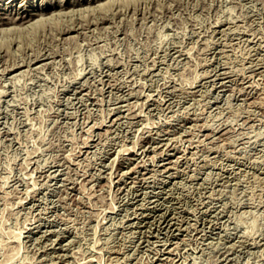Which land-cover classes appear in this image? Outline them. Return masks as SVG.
<instances>
[{
  "label": "rangeland",
  "instance_id": "rangeland-1",
  "mask_svg": "<svg viewBox=\"0 0 264 264\" xmlns=\"http://www.w3.org/2000/svg\"><path fill=\"white\" fill-rule=\"evenodd\" d=\"M70 1L0 0V264H264V0Z\"/></svg>",
  "mask_w": 264,
  "mask_h": 264
},
{
  "label": "bare ground",
  "instance_id": "bare-ground-1",
  "mask_svg": "<svg viewBox=\"0 0 264 264\" xmlns=\"http://www.w3.org/2000/svg\"><path fill=\"white\" fill-rule=\"evenodd\" d=\"M12 1H13V0H12ZM15 1H16V0H15ZM61 1H62V0H61ZM67 1H68V0H67ZM69 1H70V0H69ZM85 1H86V0H85ZM70 2H71V1H70ZM89 2H90V1H89ZM93 2H94V1H93ZM21 3H22V2H19L20 5H21ZM23 3H24V1H23ZM51 3H52V2H51ZM68 3H69V2H68ZM72 3H74V2H72ZM75 3H77V2H75ZM75 3H74V4H75ZM16 4H17V3H16ZM59 4H61V3H59ZM59 4H57V5L59 6ZM77 4H78V3H77ZM88 4H90V3H88ZM92 4H94V3H92ZM98 4H99V3H98ZM22 5H23V4H22ZM40 5H41V4H40ZM50 5H52V4H50ZM61 5H63V4H61ZM61 5H60V7H61ZM66 5H67V4H66ZM69 5H71V4H69ZM80 5H81V3H80ZM90 5H91V4H90ZM96 5H97V3H96ZM99 5H100V4H99ZM1 6H2V5H0V9H1V8H5V6H4V7H1ZM24 6H25V5H24ZM30 6H32V5H30ZM91 6H93V5H91ZM28 7H29V6H28ZM69 7L71 8V6H68V8H69ZM72 7H73V6H72ZM87 7L90 8L89 5H88ZM87 7H86V8H87ZM94 7H95V6H94ZM94 7H93V8H94ZM12 8H14V7H12ZM70 8H69V9H70ZM81 8H82V7H81ZM81 8H78V9L82 10ZM86 8H84L83 10H85ZM89 8H88V9H89ZM48 9H49V8H48ZM71 9H72V8H71ZM71 9H70V10H71ZM73 9L75 10V8H73ZM76 9H77V8H76ZM91 9H92V7H91ZM3 10H4V9H3ZM31 10H33V7L30 8V9L25 8V9L23 10V12H25V14H19V15H18L19 22L21 21L20 19H22V18H23L24 21H29V20L32 18V16H34V15L36 14V13L31 12ZM34 10H35V9H34ZM37 10H38V9H37ZM42 10H43V9H42ZM57 10H58V9H57ZM60 10H61V9H60ZM74 10H73V11H74ZM1 11H2V10H0V13H3V11H2V12H1ZM7 11H8V10H7ZM38 11H39V10H38ZM48 11H49V10H48ZM42 12H43V11H42ZM42 12H41V13H42ZM53 12H54V11H53ZM55 12H56V9H55ZM59 12H61V11H59ZM70 12H71V11H70ZM5 13H6V12H5ZM39 13H40V12H39ZM41 13H40V14H41ZM44 13H45V12H44ZM50 13H51V12H50ZM50 13H49V16L47 15L48 17H50ZM64 13H65V11H64ZM3 14H4V13H3ZM37 14H38V12H37ZM54 14H55V13H54ZM54 14L51 13V15H54ZM58 14H59V13H58ZM38 15H39V14H38ZM38 15H37V16H38ZM41 15H42V14H41ZM41 15H40V16H41ZM1 16L3 17L4 15H1ZM8 16L10 17L11 15L8 14L7 17H8ZM40 16H38V17H40ZM2 17H0V23H1V24H2L3 22H6V23H7V22L9 21L8 19H4V17H3V18H2ZM14 17H15V16H14ZM16 17H17V15H16ZM5 18H6V15H5ZM35 18H36V17H35ZM35 18H34L33 21H37V20H35ZM43 18H44V16L41 17V18H37V19H38V21H39L40 19H43ZM45 18H46V15H45ZM10 19H11V18H10ZM18 19H17V20H18ZM12 20H13V19H12ZM15 20H16V19H15ZM17 20H16V21H17ZM10 22H12V21H10ZM17 22H18V21H17ZM100 22H101V21H100ZM14 23H15V21H14ZM14 23H13V24H14ZM20 23H21V22H20ZM22 23H23V22H22ZM30 23L34 24L35 22L33 23V22L29 21V24H30ZM7 24H8V23H7ZM13 24H11V26H13ZM17 24H19V23H17ZM25 24H26V22H25ZM19 25H20V24H19ZM19 25H18V26H19ZM73 25H74V24H72L71 26L73 27ZM5 26H6V25H5ZM11 26H8L7 29H9ZM15 26H17V25H15ZM31 26H32V25H31ZM68 26H70V25H68ZM75 26H76V25H75ZM75 26H74V27H75ZM3 27H4V26H3ZM20 27H21V25H20ZM25 27H27V25H26ZM17 28H18V27H17ZM69 28H71V27H69ZM75 28H78V27L76 26ZM7 29H5V30H7ZM10 29H11V28H10ZM13 29H15V28H13ZM59 29H60V28H59ZM62 29H64V28H62ZM71 29H73V28H71ZM0 30H1V28H0ZM64 30H65V29H64ZM2 31H3V29H2L0 32H2ZM65 31H67V30H65ZM74 31H75V30H74ZM5 32H6V31H5ZM61 32H62V31H61ZM70 32H71V31H70ZM59 33H60V32H59ZM35 56H36V55H35ZM35 56H34V57H35ZM46 56H47V54H46ZM41 57H43L42 54H41ZM44 57H45V56H44ZM47 57H48V56H47ZM36 58H37V57H36ZM36 58H35V59H36ZM39 58H40V57H39ZM37 59H38V58H37ZM28 60H29V59H28ZM30 60H32V59H30ZM30 60H29V61H30ZM33 60H34V59H33ZM33 60H32V61H33ZM41 60H42V59H41ZM18 61H19V60H18ZM22 61H23V60H22ZM39 61H40V60H39ZM25 62H26V60H25ZM12 63H13V61H12ZM22 63H23V62H22ZM32 63H33V62H32ZM18 64H19V62H18ZM18 64H17V66H18ZM23 64H25V63H23ZM29 64H30V63H29ZM29 64H27V65H29ZM11 65H12V64H11ZM20 65H21V64H20ZM9 66H10V65H9ZM12 66H13V65H12ZM15 66H16V65H15ZM21 66H22V65H21ZM10 67H11V66H10ZM13 67H14V66H13ZM16 68H17V67H16ZM6 69H7V68H6ZM6 69H5V70H6ZM9 70H10V68H9ZM11 70H12V69H11ZM2 71H3V70H2ZM5 73H6V72H5ZM12 73H13V71H12ZM7 74H8V73H7ZM3 75H4V74H3ZM0 92H1V91H0ZM166 220H167V219H166ZM170 223H171V222H170ZM170 223H169V224H170ZM169 224H167V225L169 226ZM173 224H174V223H173ZM174 225H175V224H174ZM178 225H179V224H178ZM35 226H36V225H35ZM163 226H164V225H163ZM180 226H181V225H180ZM176 227L178 228L179 226H176ZM164 228L167 229V226L164 227ZM179 228H180V227H179ZM28 229H29V228H28ZM168 229H169V228H168ZM37 230H39V229H37ZM40 230H41V229H40ZM169 230H170V229H169ZM178 230H179V229H178ZM31 232H32V231H31ZM44 232H45V231H44ZM44 232H43V233H44ZM44 234H45V233H44ZM42 235H43V234H42Z\"/></svg>",
  "mask_w": 264,
  "mask_h": 264
}]
</instances>
